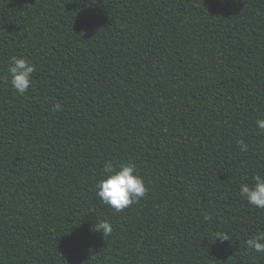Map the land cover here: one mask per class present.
<instances>
[{
  "label": "trees",
  "instance_id": "1",
  "mask_svg": "<svg viewBox=\"0 0 264 264\" xmlns=\"http://www.w3.org/2000/svg\"><path fill=\"white\" fill-rule=\"evenodd\" d=\"M259 118L264 0H0V264H264L239 194L264 176ZM106 161L147 188L122 211L96 195Z\"/></svg>",
  "mask_w": 264,
  "mask_h": 264
},
{
  "label": "clouds",
  "instance_id": "2",
  "mask_svg": "<svg viewBox=\"0 0 264 264\" xmlns=\"http://www.w3.org/2000/svg\"><path fill=\"white\" fill-rule=\"evenodd\" d=\"M36 71L35 65L22 56L13 55L9 58L6 74L2 77L5 83L19 94L24 95L32 83V76ZM51 111H62V106L56 103ZM256 128L264 133V118L256 120ZM242 152H246L249 145L243 138L237 141ZM95 191L102 203L112 207L116 211H122L133 203L138 202L147 192L144 180L136 171L133 161L121 162L114 165L106 161L103 165L102 178L96 183ZM239 194L248 204L264 209V176L255 174L251 184H241ZM207 218V217H206ZM96 231H100L105 237L113 231L110 222L102 220L94 225ZM212 241L224 242L230 240L228 233L216 230ZM248 250L258 254H264V231H259L245 240Z\"/></svg>",
  "mask_w": 264,
  "mask_h": 264
}]
</instances>
